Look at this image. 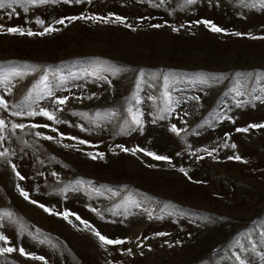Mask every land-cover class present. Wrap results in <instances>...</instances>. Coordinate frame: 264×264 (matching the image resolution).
<instances>
[{
  "label": "rangeland",
  "instance_id": "1",
  "mask_svg": "<svg viewBox=\"0 0 264 264\" xmlns=\"http://www.w3.org/2000/svg\"><path fill=\"white\" fill-rule=\"evenodd\" d=\"M8 11L0 9V23L35 31H42L34 23L36 16L47 24L82 12L105 16L113 12L127 17L136 30L119 23L76 20L66 21V26L54 25L58 31L42 37L0 34V80L17 67L40 66L23 78H13L10 94L0 83V96L9 105L7 110L0 108V119L6 121L8 129L0 151L8 148L14 152L9 159L26 177L19 180L11 165L0 158V214H14L11 221H0L5 225L0 231L17 247L44 256L48 264H236L231 257L232 245L238 239L247 245L243 234L264 224V130L242 133L235 129L264 122V100H252L248 95L237 97L233 89L237 72L264 75V40L214 33L203 24L189 23L211 19L229 33L261 36L264 0H196L193 5H186L184 0H164L163 4L160 0H82L79 4L55 0L32 7L28 13L17 8L12 18H8ZM26 20L32 22L25 24ZM156 23L164 26H150ZM168 25L180 27L179 32H173ZM93 62L121 66L124 71L118 75L104 72L109 84L86 73V69L91 71ZM140 69L146 74L143 80H139ZM168 72L176 74L168 88L172 100H181L178 106L171 105L176 109L174 113L166 110L162 73ZM45 73L52 85L57 83L53 73L57 77L62 73L63 87L55 94L69 96L62 106L64 110L57 112L65 123L52 126L92 141L97 149L76 141L39 139L31 134L36 130L17 129L14 134L10 131L13 122L52 123L43 117L11 114L12 106L21 103ZM259 83L264 84V80ZM42 90L41 85L33 97ZM92 93L96 95L88 99ZM193 96L200 97L199 102ZM237 99L246 103L237 108ZM37 103L52 106L50 99ZM128 108L143 113L142 128L131 124ZM111 109L119 114L110 119L106 114ZM79 113H87L95 124ZM224 113L233 115L236 123L217 119ZM172 123L186 131L177 136L170 131ZM81 125L89 131H81ZM38 130L56 135L47 129ZM225 132L231 134L228 142L237 144L235 150L219 147L213 154L215 158L203 152L191 154L199 147L222 145ZM63 143L73 147L64 148ZM116 144L129 148L139 145L170 156L172 165L143 153H124L115 148ZM88 151H102L105 157L93 160L85 154ZM177 152L181 155L177 156ZM235 153L248 163L227 160L228 155ZM197 156L204 158L198 160ZM180 167L191 180L179 171ZM53 171L59 174V183L51 175ZM79 180L91 181L93 186L76 184ZM195 180L202 182L194 183ZM17 184L31 198L57 211L76 212L102 234L126 238L128 242L108 246L105 251L91 231L74 217L69 224L24 200ZM65 186L68 191L62 193L60 189ZM129 194L140 202V207L125 206ZM157 232L170 235L160 237ZM252 239L256 250L249 248L243 255L248 264H264V241L258 231ZM129 248L132 255L126 253ZM0 264L43 262L17 251L0 257Z\"/></svg>",
  "mask_w": 264,
  "mask_h": 264
},
{
  "label": "snow or ice",
  "instance_id": "2",
  "mask_svg": "<svg viewBox=\"0 0 264 264\" xmlns=\"http://www.w3.org/2000/svg\"><path fill=\"white\" fill-rule=\"evenodd\" d=\"M50 2H55V0H0V9H10V11L7 12L8 18H12L14 15L17 14V8H22L25 13H28L30 11V8L32 7H37L39 5H45ZM66 3H76L79 4L82 2V0H65ZM90 2V0H89ZM161 4L164 3V0H160ZM184 3L186 5H193L196 3V0H184ZM246 6V5H245ZM254 6V5H253ZM143 19V18H142ZM76 20H85V21H100L105 24L107 23H119L123 25L126 28H129L133 31L136 29L134 26L130 23L127 22V17L118 15L113 12H109L106 16L105 15H97V14H92V15H87L85 13H81L79 15H72V16H64L59 19H55L51 23H47L44 19H42L39 16H36L34 19V23L42 29V31H35L31 27H25V26H20V25H13V26H8L5 25L4 23H0V34H8V35H19V36H28V37H33V36H44V35H49L52 34L58 29L54 27V25H65L66 21H76ZM31 20H26L25 24L31 23ZM196 24L200 25L203 24L206 28H208L210 31L214 33H223L226 35H234L237 37H243L245 35L248 36L250 39H261L264 40V35L261 36H255L252 33H244V32H231L229 33L227 29L218 26L215 22H213L211 19H198L196 21L190 22L189 26L191 24ZM152 28H161L164 25L160 23L152 24L150 25ZM169 27L172 28L173 32H179L180 27H184L183 24L180 25V27H176L175 25H168ZM39 65H25L23 69L17 67L15 70L10 71L6 73L3 77L2 80H0V83H3L4 85V90L7 93L12 92V84L11 81L13 78H23L26 75H29L31 73H34L39 69ZM88 75L95 76L97 79L100 80H105L108 81L109 84H111V81L108 80V76L104 75V72H110L111 75H118L124 71V68L121 66H114V65H105L104 62H93V66L91 71L89 72L87 69L85 70ZM145 72L143 69L139 70V80H143L145 77ZM54 78L57 80V83L55 85H52L49 81L48 74L45 73V75L41 78L38 84H33L32 88L29 90L28 94L25 96L24 100L19 103L13 105L14 111H12L13 116H18V117H29V118H35V117H43L47 121L52 122L51 124L49 123H42V122H33L29 124L25 123H16L13 122L11 124V129L10 131L14 134L17 129L24 131L25 129L29 130H36L32 131V135L39 139L47 140V141H55L57 143H62L64 140L68 141H76L77 144L79 145H87L93 149H97L98 145L93 143L92 141L84 138H80L75 135H69L61 132L58 128L53 127V124H62L65 123V121L61 120L59 116H57V112L60 111L62 112L64 109L62 106H64L68 100L69 96L68 95H63V96H57L55 94L56 90H59L61 87H63V80L64 76L61 73L58 77L53 73ZM163 76V85L165 88V98H166V103L168 105V108L166 110L170 112H175V108L171 107L173 103H175L177 106L181 103V100L177 99L175 101L172 100L171 94L168 91L169 88V83L170 81H173L176 79V74L172 72L168 73H162ZM157 78H159L157 76ZM216 80H219V77L214 78ZM260 80H264V75L261 74H253L251 72H237L236 73V80H235V87L233 91L235 92V95L237 97H243L245 95H248L252 100H264V84L259 83ZM202 82H204L202 80ZM43 86V90L39 93L38 96L35 98L33 97V93L40 88V86ZM137 87L139 88V81L137 83ZM259 93V94H256ZM96 94L92 93L89 95L87 98L91 99L94 97ZM80 97H77L79 99ZM44 99H50L51 100V107H42L40 106L37 101L39 100H44ZM149 99L151 100H156V97L150 96ZM193 100L199 102L200 97L198 96H193ZM139 99H137L136 103H139ZM246 103V101H243L241 99H237L235 106L237 108H240L243 106V104ZM35 105V106H34ZM0 108L7 110L9 108L7 100L3 97L0 96ZM128 114L130 116V122L132 125H135L138 128H142L143 126V113L137 111H133L132 108H128ZM118 111L116 109H111L109 112L106 114L110 119L115 118L118 116ZM78 115H81L82 117L88 118L91 123L95 124V121H92L91 118L88 117L87 113H79ZM97 117H99L101 114L97 112L95 114ZM184 115H187L185 113ZM164 117H161L163 119ZM217 119L222 120V121H230L231 123L235 124L236 119L233 115H229L227 113L222 114L219 116ZM186 123V121H185ZM81 131H89V129L85 128L83 125L80 126ZM38 129H47L51 133H55L56 135H50L46 134L44 131H39ZM250 129H261L264 130V122H259V123H249L244 127H237L235 129L236 132H242V133H247L249 132ZM7 129V124L4 119H0V143H2L5 140V131ZM170 131L172 133H175L177 136H180L182 131H186V129H181L177 127L176 123H172L170 127ZM59 137V139H57ZM225 141L222 145H216L211 148L209 147H199L196 148L194 152H192V155H196V153H206L208 156H213L214 153L217 152V149L219 147H223L225 149L231 148L235 150L237 148L236 143H229L228 141L231 140V134L228 132L224 133ZM26 144L27 141H24ZM62 146L64 148H69L73 147V145H70L68 143H63ZM189 148L192 147V145H188ZM115 148L120 149V151L124 153H130L132 155H136L137 153H143L144 156L150 157L152 160L155 161H164L169 165H172V158L167 155H160L155 151L149 150L147 148L141 147L139 145H136L134 147H126L124 144H116ZM77 151H80V148L76 149ZM110 151H114L113 149H109ZM88 157H90L93 160H103L105 157L104 152L102 151H88L85 153ZM10 155H15L14 152L9 151L8 148H4L3 151H0V158H3L5 162L11 165L12 171L15 173L16 177L19 178V180L23 181L26 179L24 175H22L19 171H17V166L12 163L11 159H9ZM177 156L181 155L180 152L176 153ZM204 157L203 156H197L198 160H202ZM227 160L229 161H237L241 163H248L244 157H242L239 153H235L233 155H228ZM43 163V161H41ZM150 167L152 165H149ZM179 171L183 173L185 176H188V178L191 180L192 177L189 176L188 172L183 168L180 167ZM43 175V173H41ZM51 175L53 177L57 178V183L60 182L59 180V174L55 171L51 172ZM194 183H201L202 181L195 180L193 181ZM87 184L89 187L93 186V182L91 181H83L79 180L76 181V184L81 185V184ZM17 190L19 191L20 195L24 198V200L28 201L29 203L36 205L40 209H42L44 212L62 217L65 221H67L69 224H72V219L71 217H74L76 221H78L81 225L84 226L85 229L90 230L91 233L98 239L100 246L105 250L108 251V246H118V245H124L128 241L126 238H110L107 235H104L101 233L100 230H98L92 223H90L87 219L82 218L78 213L73 212L71 210L65 209L63 211H57L55 208L49 207L45 203L39 202L36 199H33L30 197V193L25 190V188L21 187V185L17 184L16 185ZM62 193H66L68 191V186H65L64 188L60 189ZM109 192H112V189H108ZM116 193L113 192V195ZM125 206L127 205H134L136 207H140L141 204L139 201L135 200L131 194H129L125 201H124ZM165 207H168V205H165ZM92 211H97L96 209H92ZM99 215V213L97 212ZM12 212H5L3 214H0V221L4 220L5 218H8L11 221V218L13 217ZM149 218L152 217V212H148ZM206 220H210V218H205ZM14 223V221H12ZM75 226V225H73ZM5 225L3 223H0V228H4ZM21 230H23L21 228ZM258 231L260 239L264 241V224L259 225L258 229H251L248 232L243 234L244 239L248 241V244H244L241 242V240H237L233 245L232 249H234L231 252V257L234 258L236 264H248V261L244 257L243 253L247 252L249 248H251L252 251L256 250V241L252 239L253 234ZM170 233L167 232H157L156 236L164 237L168 236ZM0 257H4L7 255H10L14 252L19 251V254L24 257H28L34 260H39L42 261L43 264H48L47 259L44 256H38L35 253L26 251V249L23 246L17 247L13 241L10 239L8 235L5 234L4 231H0ZM177 243H180V241H177ZM172 245L170 244L169 247ZM126 253L128 255H132V250L126 249ZM142 254V253H141ZM108 264H113L112 261H109Z\"/></svg>",
  "mask_w": 264,
  "mask_h": 264
}]
</instances>
